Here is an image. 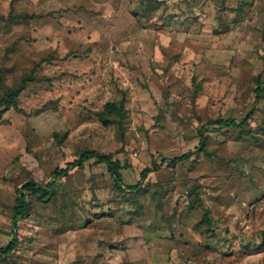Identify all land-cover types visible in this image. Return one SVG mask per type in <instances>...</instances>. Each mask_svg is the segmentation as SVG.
I'll list each match as a JSON object with an SVG mask.
<instances>
[{"label":"rangeland","instance_id":"374dc122","mask_svg":"<svg viewBox=\"0 0 264 264\" xmlns=\"http://www.w3.org/2000/svg\"><path fill=\"white\" fill-rule=\"evenodd\" d=\"M11 12L31 18L0 19V78L33 81L0 107V264H264V0H0ZM92 151L126 187L168 162L133 193L96 160L54 178ZM29 181L59 192L15 222Z\"/></svg>","mask_w":264,"mask_h":264},{"label":"trees","instance_id":"16d2710c","mask_svg":"<svg viewBox=\"0 0 264 264\" xmlns=\"http://www.w3.org/2000/svg\"><path fill=\"white\" fill-rule=\"evenodd\" d=\"M26 19L31 18L29 15H13L11 12L7 17L0 16L1 20L5 21H14L16 19ZM33 81L31 74L23 76L19 82H17L13 87L7 88L3 81L2 76L0 78V83L2 85V88L4 89V94L0 99V107H3L4 110H10L15 109L19 110V97L20 94L27 88L29 83ZM264 92V87L262 85V82H258V87L256 89L257 98L261 96V94ZM124 110L123 103L120 104V106H117L116 104H107L104 111L98 113V117L100 118L101 122L106 126H110L113 121V117H117L122 115ZM5 111H0V122L2 120V117L4 115ZM254 113L250 112L249 115L242 120L241 122H237L236 120L232 119H222L219 121H216V124L220 125L224 128H245L249 121L252 119ZM201 141L196 147L194 151H191L189 153L183 154L179 157L173 158L169 163L176 164L179 162H186L190 160L191 155L194 152L202 151L204 149L206 139L203 138V134L201 133ZM92 160H96L98 164H104L108 168L109 174L114 178L116 185L118 186L117 189L120 191H126V192H137L141 190L144 186V182L149 178V176L153 173H158L162 166L165 165L166 162H168L167 159H163L160 164L157 162L153 164L152 167H146L140 174V180L136 185H131L126 187L123 183V176L121 174V170L126 169V166H122L119 161H113V155H103L98 152H84L80 155V158L73 163L69 164L66 169H57L54 173V178L56 180L66 178L69 176L70 171L74 169H84V165L87 162H90ZM58 183H49L46 186H41L36 184L33 181H29L25 183L20 189H18V198L16 200V206L13 208V220L16 222L19 219H25L27 218L31 211H32V200H36L39 202H47L50 199H54V197L58 194ZM198 200V199H197ZM203 222H205L210 227V221L207 215L203 218ZM17 246V239L15 238L10 245L4 249L2 252L5 254L6 257H9L12 252L15 250Z\"/></svg>","mask_w":264,"mask_h":264},{"label":"crops","instance_id":"0c3cea01","mask_svg":"<svg viewBox=\"0 0 264 264\" xmlns=\"http://www.w3.org/2000/svg\"><path fill=\"white\" fill-rule=\"evenodd\" d=\"M125 173V170H124V172L121 170V174H122V176H123V174ZM124 178V177H123Z\"/></svg>","mask_w":264,"mask_h":264}]
</instances>
